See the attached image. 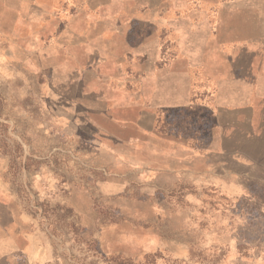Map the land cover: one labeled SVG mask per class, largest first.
I'll return each instance as SVG.
<instances>
[{
    "label": "rangeland",
    "instance_id": "obj_1",
    "mask_svg": "<svg viewBox=\"0 0 264 264\" xmlns=\"http://www.w3.org/2000/svg\"><path fill=\"white\" fill-rule=\"evenodd\" d=\"M263 26L264 0H0V180L42 240L71 264H264V140L219 99Z\"/></svg>",
    "mask_w": 264,
    "mask_h": 264
},
{
    "label": "crops",
    "instance_id": "obj_2",
    "mask_svg": "<svg viewBox=\"0 0 264 264\" xmlns=\"http://www.w3.org/2000/svg\"><path fill=\"white\" fill-rule=\"evenodd\" d=\"M250 43L252 80L242 81L232 94L219 99L223 100L225 108L232 103L234 111L247 115L243 121L252 118V131L256 129L260 140H264V37L252 36ZM256 52H259V60L258 55L255 58ZM237 120L233 118L234 124L240 125ZM5 163L0 156V174L6 168ZM0 264H71L56 253L48 241L42 240L41 232L34 229L32 217L21 209L16 196L8 191L7 185L1 180Z\"/></svg>",
    "mask_w": 264,
    "mask_h": 264
}]
</instances>
